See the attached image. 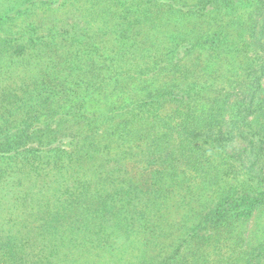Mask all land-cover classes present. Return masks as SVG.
<instances>
[{
    "label": "trees",
    "instance_id": "trees-1",
    "mask_svg": "<svg viewBox=\"0 0 264 264\" xmlns=\"http://www.w3.org/2000/svg\"><path fill=\"white\" fill-rule=\"evenodd\" d=\"M166 1L0 15L49 58L0 102V264H264V0Z\"/></svg>",
    "mask_w": 264,
    "mask_h": 264
},
{
    "label": "rangeland",
    "instance_id": "rangeland-1",
    "mask_svg": "<svg viewBox=\"0 0 264 264\" xmlns=\"http://www.w3.org/2000/svg\"><path fill=\"white\" fill-rule=\"evenodd\" d=\"M37 1L38 0H32V2L22 3L23 5H21V4L20 5L21 6H27V7L44 6V5L37 4ZM160 1H162L165 4H169L166 0H160ZM163 3H161V4H163ZM60 4H61V0H50V4H46L45 5V6H51L50 10L46 11V12H42V13H45L46 15L47 14L49 15L52 12V10L56 9L58 6H60ZM20 5L18 3V0H17V2H16V0H0V15L3 16V14H5L4 12H5V10L7 8H9L11 6H20ZM29 10H32V9H28V11ZM39 15H42V14L39 13ZM65 22L69 23V21H65ZM23 24H24V22H23ZM16 26H17V24H14L12 26V32H15V30H16V32L17 31L20 32L19 30H17L18 27H16ZM4 38H5V35L0 33V41L4 40ZM0 44H1V46L4 45L2 43H0ZM37 48L39 50V45L36 47V49ZM2 50L3 51L0 52V102H1V100L2 101L6 100L3 97V95L4 94H8V92H9L11 87L14 88L15 86H19V85L22 84L21 77L26 76V75L22 74L23 71L29 76V77L27 76L26 78L29 80V82L31 84L32 83V78L34 77L33 75L38 72V67H37L38 60L40 59L43 62H47L49 60V58H46V56L45 57H41L40 56V57L37 58L36 54L38 52L35 55H33L32 57H29V55L32 54V52L31 53L24 52L23 53L24 60H23V63L20 64L21 68L16 69V67H14V66L16 65L17 62L15 60H12V58H15L16 54H14V56H13L12 55L13 52L10 51L8 49V47H2ZM27 52H29V51H27ZM19 55H22V54H19ZM46 64H48V63H44L41 66V68H44L46 66ZM47 73H50V70H48ZM263 84H264V81H263ZM3 105H5V106H2V107H7L5 102H4ZM1 111L3 112V110H1ZM5 118H6V120H5ZM2 119H4L2 121L3 126H4L6 124L5 122L8 119L6 117V114L4 115V117ZM0 120H1V118H0ZM1 127H2V125L0 124V129H1ZM13 132L16 133V131H13ZM3 141H4L3 138H0V144L3 143ZM69 143H70V139H68V138H64V139H61V140L55 142L56 146H59L61 151H64V152L69 149V147H70ZM34 147H35L34 143L28 142V143H26L23 146V148L22 147L21 148L22 149H27V148H34ZM0 150H1L2 153H5V154L7 153V151H4L5 150L4 146L0 147ZM36 154L38 156H40L37 159L36 166L38 167V169H44L46 160L48 158H46V156L43 153H41V152H37ZM10 155H13V153H11ZM17 159H19V158H17ZM4 169L7 171V173L8 172H12L11 171L12 167L10 165L5 166ZM19 170H20V168L18 167V168L15 169V172L17 171L19 173ZM59 172L49 173V174L50 175H57V174H59ZM12 176H14V174ZM57 176H61L62 178H65L64 174L57 175ZM50 179H52V178H50ZM28 183L29 182L27 180H24V182H23L24 185L28 184ZM11 185H12L13 188H16L17 183H12ZM26 187L27 186H25V188ZM58 188L59 187L56 186L55 190H54V191H56V193L51 195V196H48L50 200L52 198V202L56 198H58L57 197L58 196V191H57ZM6 191H7L6 185L4 183H2V181H0V199H4L7 202V201H10L11 198L5 194ZM33 198H36V197H33ZM39 198L43 199L41 197V195H39ZM43 200H45V199H43ZM32 201H26L27 203L25 205H29ZM25 205L23 203H21L19 205L20 209H18V210H11V209L10 210L9 209H3L2 210V207H0V224H1L0 226L3 225L4 227L9 228L10 227L9 221L13 222L14 220H18L20 218L18 216L22 215L21 213H23V210H27V209H22L21 208V207H24ZM183 213H184L183 211L178 212L177 217L180 218ZM6 221L8 222V225H7ZM251 227H252V224H251V221H249L248 222V228H247V232L248 233L251 231ZM0 229H4V228L0 227ZM39 264H41V263L39 262Z\"/></svg>",
    "mask_w": 264,
    "mask_h": 264
}]
</instances>
